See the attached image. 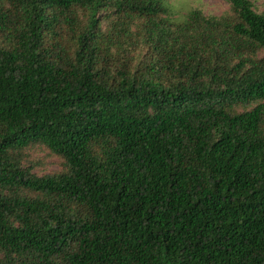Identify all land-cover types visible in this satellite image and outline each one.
I'll return each instance as SVG.
<instances>
[{
    "label": "trees",
    "instance_id": "1",
    "mask_svg": "<svg viewBox=\"0 0 264 264\" xmlns=\"http://www.w3.org/2000/svg\"><path fill=\"white\" fill-rule=\"evenodd\" d=\"M227 1L0 0V264H264V11Z\"/></svg>",
    "mask_w": 264,
    "mask_h": 264
},
{
    "label": "rangeland",
    "instance_id": "2",
    "mask_svg": "<svg viewBox=\"0 0 264 264\" xmlns=\"http://www.w3.org/2000/svg\"><path fill=\"white\" fill-rule=\"evenodd\" d=\"M173 11V19L182 21L191 9H199L207 16H220L229 12L230 4L227 0H166ZM256 12L264 11V0H250ZM262 53H260L261 55ZM31 163L35 164L34 172L38 174L50 172L60 168L56 156H50L44 149H33L29 155Z\"/></svg>",
    "mask_w": 264,
    "mask_h": 264
}]
</instances>
